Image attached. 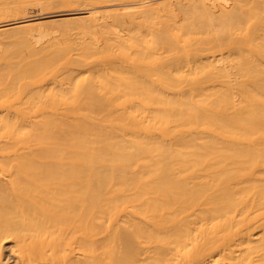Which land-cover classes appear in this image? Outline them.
Wrapping results in <instances>:
<instances>
[{"label": "bare ground", "instance_id": "bare-ground-1", "mask_svg": "<svg viewBox=\"0 0 264 264\" xmlns=\"http://www.w3.org/2000/svg\"><path fill=\"white\" fill-rule=\"evenodd\" d=\"M0 264H264V0H0Z\"/></svg>", "mask_w": 264, "mask_h": 264}]
</instances>
